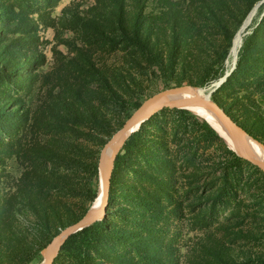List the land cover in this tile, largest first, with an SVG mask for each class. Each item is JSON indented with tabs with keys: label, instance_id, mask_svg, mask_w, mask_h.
<instances>
[{
	"label": "rangeland",
	"instance_id": "obj_1",
	"mask_svg": "<svg viewBox=\"0 0 264 264\" xmlns=\"http://www.w3.org/2000/svg\"><path fill=\"white\" fill-rule=\"evenodd\" d=\"M228 72L213 98L264 123V0H0V264H41L89 211L101 151L136 104ZM193 115L166 108L144 124L145 141L121 147L102 219L52 264H244L264 249L235 235L264 232V176L244 194L259 218L237 223L196 200L204 176L187 168L231 172L234 150Z\"/></svg>",
	"mask_w": 264,
	"mask_h": 264
},
{
	"label": "trees",
	"instance_id": "obj_2",
	"mask_svg": "<svg viewBox=\"0 0 264 264\" xmlns=\"http://www.w3.org/2000/svg\"><path fill=\"white\" fill-rule=\"evenodd\" d=\"M241 55L242 54L239 51L238 63L241 59ZM211 99L215 101L216 103H218L213 98V94H212ZM218 104L222 106L220 103ZM140 106L141 104L139 103L136 104L135 109H138ZM225 112L240 126V128L244 132H246L249 136H251L255 140L259 141L262 145H264V123L260 121L261 120L260 118L258 119L243 118L242 120H237L232 116V114L226 111V109H225ZM154 116H152L149 120L141 124L140 128L134 133H132L124 141L122 145L123 150H129V148L134 147L136 141L146 140V138H144V133H143L144 124L151 122ZM193 117L197 118V116L195 115H193ZM202 124L205 127V129H207L211 134L218 137V134L216 133V131L213 128H211L210 125L204 119L202 120ZM227 151L230 155V163L232 165L231 172H228L225 168L220 167L221 172L215 175V173H213L212 170L214 171L215 165H216L215 169L219 167V165L215 164V162L211 164V167H208L209 168L208 170L206 169L202 170V168L200 167L201 165L200 163H196V165L190 166L187 168L189 171L188 173L190 177L192 178H201L202 176H204L203 183L200 185L199 191L195 195L196 200L199 201V204L200 203L205 204L204 208L205 210H207V213H209L210 215L217 216V214L221 212L222 210L226 208H230V212H231L230 217L235 219L237 223L241 221H245L246 219L259 218L258 213L255 211V208H253V211L251 210L250 212L249 210H247L248 208L246 205L248 204H245L244 194L246 193L245 191H247L248 189L250 190L254 187L253 182L255 181V178L264 176V174L259 168L241 159L234 151L232 150H227ZM195 155H196V152L193 153V156ZM121 157H122L121 153L118 152L115 155V158L113 161L112 177L110 178L109 197L111 195L112 188L116 182L115 174H116V169L118 168V163ZM170 165L172 166L171 163ZM93 199H95V197H93ZM98 223L99 221H96L92 225L86 228H83L82 230L70 235L61 245L59 251L61 252L64 250V248L67 246L71 238L75 237L76 235L89 231L93 227V225L98 224ZM70 224H67V225H70ZM64 227H62L61 229H63ZM254 231L253 232L245 231L243 233L242 231H237L236 233L235 232L233 233H235V235L241 238H244V239L246 238L247 239H263L264 238V232H262L260 229H258L257 232H254ZM206 251H209V250L206 249ZM210 255H212L213 257L217 259H220L217 256V254H210ZM243 262L244 264H264V249L263 248L251 249L247 257L243 259Z\"/></svg>",
	"mask_w": 264,
	"mask_h": 264
},
{
	"label": "water",
	"instance_id": "obj_3",
	"mask_svg": "<svg viewBox=\"0 0 264 264\" xmlns=\"http://www.w3.org/2000/svg\"><path fill=\"white\" fill-rule=\"evenodd\" d=\"M236 57L237 53L234 56V64L236 63ZM232 71V69H231ZM230 71V72H231ZM230 72L226 73V75L219 80V83L213 87V85L209 88H212L210 91L211 95L219 86L226 80V78L229 76ZM180 88V87H179ZM178 89V88H175ZM190 106H198L201 107L221 120L224 121L226 127L228 128L231 140L235 147V153L246 162L250 163L251 165L259 168L262 172H264V162L261 160H258L254 156L246 153V147L243 139V135H247L240 126L225 112V109L220 106L215 101L211 100H204L197 96L189 97V98H181V99H168L160 102L158 105H155L147 110H141L143 107L140 106L133 115H131L127 121L123 124V126L106 142L103 149H106L108 146L112 145L113 143H116L120 141L122 138L126 137L125 140L135 131H137L141 124H143L145 121L149 120L152 116L159 113L160 111L166 109V108H185L190 109ZM211 128H213L217 134L220 135V133L207 121L205 120ZM221 136V135H220ZM222 137V136H221ZM262 145V144H261ZM102 149V150H103ZM102 152V151H101ZM115 158V157H114ZM102 157L100 154L99 162H98V169L102 168ZM109 187H110V178L106 179L103 190H102V201H103V208L100 210L99 213H90L89 211L80 219L73 222L70 225H67L63 229H61L51 240V242L46 246V250L48 252L49 259L46 262V264H52L53 259L50 257V254L53 250V246L55 244L56 240L63 239L62 244L64 241L72 234L82 230L83 228H86L96 221H100L104 215L105 206L108 203L109 198ZM61 244V245H62ZM61 247V246H60ZM60 249V248H59ZM59 251V250H58Z\"/></svg>",
	"mask_w": 264,
	"mask_h": 264
},
{
	"label": "bare ground",
	"instance_id": "obj_4",
	"mask_svg": "<svg viewBox=\"0 0 264 264\" xmlns=\"http://www.w3.org/2000/svg\"><path fill=\"white\" fill-rule=\"evenodd\" d=\"M252 15V14H251ZM249 17L248 21L245 23L244 27L250 22L251 16ZM243 27V28H244ZM242 43V30L238 32L232 46V55L233 57L235 54L238 52V49L240 48ZM233 64H234V58H233ZM219 83L216 82L214 86H216ZM212 88H196L192 86H184L180 87L178 89H170L163 91L150 99H148L146 102H144L143 107L141 110H147L155 105H158L160 102L168 99H181V98H189V97H194L197 96L201 99L204 100H211L212 94H210ZM189 111H191L193 114L203 118L204 120H207L219 133L220 135L227 141L228 145L235 150L234 144L231 140L228 128L226 127L225 123L223 120L212 114L211 112L198 107V106H190ZM125 138H122L120 141L113 143L112 145L108 146L106 149H103L101 152V157H102V168L98 169L99 174H100V182H101V189L99 191L98 196L96 197L95 201L93 202L91 208L89 209L90 213H99L100 210L103 208V201H102V190L105 184L106 179L109 178L112 166H113V161L115 155L119 152L121 149ZM245 147H246V153L254 156L258 160H261L264 162V145L256 143L251 137L247 135H243ZM63 239L56 240L55 244L53 246V250L50 254V257L54 259L56 256ZM43 256V262L41 264H46V262L49 259L48 252L45 248V250L42 252Z\"/></svg>",
	"mask_w": 264,
	"mask_h": 264
}]
</instances>
